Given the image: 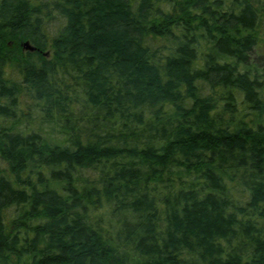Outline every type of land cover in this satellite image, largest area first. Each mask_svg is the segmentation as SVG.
<instances>
[{
	"label": "trees",
	"instance_id": "16d2710c",
	"mask_svg": "<svg viewBox=\"0 0 264 264\" xmlns=\"http://www.w3.org/2000/svg\"><path fill=\"white\" fill-rule=\"evenodd\" d=\"M0 264H264V0H0Z\"/></svg>",
	"mask_w": 264,
	"mask_h": 264
},
{
	"label": "water",
	"instance_id": "95a60500",
	"mask_svg": "<svg viewBox=\"0 0 264 264\" xmlns=\"http://www.w3.org/2000/svg\"><path fill=\"white\" fill-rule=\"evenodd\" d=\"M23 46H24L26 49L30 50V51H33V50H34V48H33L32 46H30L29 43H28L27 41H25V42L23 43Z\"/></svg>",
	"mask_w": 264,
	"mask_h": 264
},
{
	"label": "rangeland",
	"instance_id": "374dc122",
	"mask_svg": "<svg viewBox=\"0 0 264 264\" xmlns=\"http://www.w3.org/2000/svg\"><path fill=\"white\" fill-rule=\"evenodd\" d=\"M257 53H262V51L261 50H258Z\"/></svg>",
	"mask_w": 264,
	"mask_h": 264
}]
</instances>
